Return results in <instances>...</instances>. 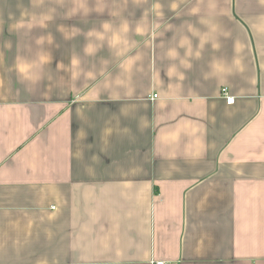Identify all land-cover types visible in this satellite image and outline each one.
<instances>
[{
    "label": "crops",
    "instance_id": "1",
    "mask_svg": "<svg viewBox=\"0 0 264 264\" xmlns=\"http://www.w3.org/2000/svg\"><path fill=\"white\" fill-rule=\"evenodd\" d=\"M158 261L264 264V0H0V264Z\"/></svg>",
    "mask_w": 264,
    "mask_h": 264
},
{
    "label": "clouds",
    "instance_id": "2",
    "mask_svg": "<svg viewBox=\"0 0 264 264\" xmlns=\"http://www.w3.org/2000/svg\"><path fill=\"white\" fill-rule=\"evenodd\" d=\"M161 5L160 4H155L153 6V11L155 12V14L157 16H161L162 12H160L159 10L161 9ZM178 5L173 3L171 5V9L173 11H175L177 9ZM84 9L85 13L87 12V9L85 8V6L83 4H79L77 5L76 8H74L72 11H70L67 15L68 16H72L75 15L79 10ZM199 12V8H193L190 12V14L194 15L197 14ZM33 19H35V17H33ZM52 19V15L51 14H43L40 17V23L41 26H46L45 22L46 21H50ZM201 23L204 24H209L208 21L206 20H201ZM22 24H16V25H10V31H14L20 27H22ZM159 25H154V28H158ZM170 27V26H169ZM211 27V31L207 34H204L203 36H200V33L197 32L191 25L188 26V30L190 32H192L194 35L200 36V47L203 48L204 44L206 42L211 41L213 43V47L217 48L219 47L218 44L215 43V33L217 31L215 26H210ZM102 28L104 29L105 33L111 32V39H110V47L113 48H119L120 50L117 52L118 56H124L126 53H128L129 51H131L133 48L136 47L135 43H129L127 39L123 38L124 34L128 33L129 31V25L127 22L122 23V25L120 26V28L118 30H113V26L111 23L109 22H104L102 24ZM63 30V29H61ZM144 27L143 24H138L136 27V32L138 34L143 33L144 32ZM75 34V33H73ZM89 37H93L95 36L97 39L103 40L105 39V36L103 34H99V33H95V32H89L88 33ZM38 43H43V39H41L40 41H38ZM49 43H51V38L49 37ZM188 46V51L186 53L187 56H190L191 53V46H190V41L187 39V37L182 38L181 42H180V47H185ZM6 47H11V44H7ZM88 54H94L96 51V46L89 44V46L86 49ZM197 57L199 56V52L196 53ZM167 57L169 59L175 60L178 58V53L176 51L175 48L170 49L167 53ZM51 57L48 55H42L40 57V60L38 63H28L20 58L17 59L16 61V71L19 73V75L21 77H23L25 80H29L32 82H35L39 79V69L44 65L50 62ZM138 59V57H128L126 58L123 63L120 65V68L123 69L126 73L130 72L135 60ZM181 65L185 68H189L191 67V65L187 62V60H181L180 61ZM72 65H73V69H78L79 66V61L74 59L72 61ZM213 70L214 73L218 72V71H226L227 69L225 68V66L220 63H214L213 64ZM80 75L79 71L74 70L72 72V78L75 80L78 76ZM167 75L169 77H173V76H178V78L180 80H183V74L178 73L177 68L175 67V65L171 66L168 70H167ZM89 79L93 78L92 77V73L88 74ZM117 84H120L121 81L117 80L116 82Z\"/></svg>",
    "mask_w": 264,
    "mask_h": 264
},
{
    "label": "built area",
    "instance_id": "3",
    "mask_svg": "<svg viewBox=\"0 0 264 264\" xmlns=\"http://www.w3.org/2000/svg\"><path fill=\"white\" fill-rule=\"evenodd\" d=\"M225 92H226V91H225ZM155 99H157V96H153L152 100H155ZM232 103H233V99L227 97V98H226V104H227V105H231ZM153 264H165V263L162 262V261H158V262H155V263H153Z\"/></svg>",
    "mask_w": 264,
    "mask_h": 264
}]
</instances>
